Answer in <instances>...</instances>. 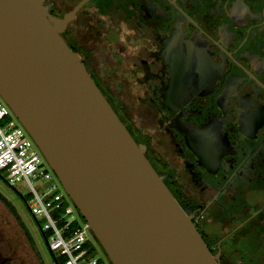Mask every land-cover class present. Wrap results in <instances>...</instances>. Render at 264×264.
<instances>
[{
  "label": "flooded vegetation",
  "instance_id": "obj_1",
  "mask_svg": "<svg viewBox=\"0 0 264 264\" xmlns=\"http://www.w3.org/2000/svg\"><path fill=\"white\" fill-rule=\"evenodd\" d=\"M82 1L44 5L65 18ZM62 37L210 253L264 264V0H87ZM18 225L25 252L0 237V264H42Z\"/></svg>",
  "mask_w": 264,
  "mask_h": 264
},
{
  "label": "water",
  "instance_id": "obj_2",
  "mask_svg": "<svg viewBox=\"0 0 264 264\" xmlns=\"http://www.w3.org/2000/svg\"><path fill=\"white\" fill-rule=\"evenodd\" d=\"M76 10L58 18L44 0H0V98L110 264H220L63 39Z\"/></svg>",
  "mask_w": 264,
  "mask_h": 264
},
{
  "label": "built area",
  "instance_id": "obj_3",
  "mask_svg": "<svg viewBox=\"0 0 264 264\" xmlns=\"http://www.w3.org/2000/svg\"><path fill=\"white\" fill-rule=\"evenodd\" d=\"M0 172L14 187L29 189L28 208L45 235L56 264H108L97 256L84 222L42 154L0 98Z\"/></svg>",
  "mask_w": 264,
  "mask_h": 264
},
{
  "label": "rangeland",
  "instance_id": "obj_4",
  "mask_svg": "<svg viewBox=\"0 0 264 264\" xmlns=\"http://www.w3.org/2000/svg\"><path fill=\"white\" fill-rule=\"evenodd\" d=\"M0 194L12 204L14 213L18 217V219L14 217L3 202L0 203V237L3 240L4 247L9 244L13 245L17 251L25 252L24 236L18 227V223L21 221L30 233L35 252L42 264H56L41 230L28 208V199L31 196L26 185L20 183L11 187L7 183V174L0 172ZM95 248L97 256L110 264L98 242L95 243ZM35 263L37 264V260Z\"/></svg>",
  "mask_w": 264,
  "mask_h": 264
},
{
  "label": "trees",
  "instance_id": "obj_5",
  "mask_svg": "<svg viewBox=\"0 0 264 264\" xmlns=\"http://www.w3.org/2000/svg\"><path fill=\"white\" fill-rule=\"evenodd\" d=\"M97 242V241H96ZM99 244V243H98Z\"/></svg>",
  "mask_w": 264,
  "mask_h": 264
}]
</instances>
